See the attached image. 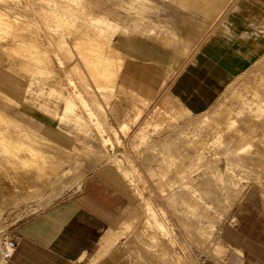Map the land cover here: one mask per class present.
Masks as SVG:
<instances>
[{
  "label": "rangeland",
  "instance_id": "obj_1",
  "mask_svg": "<svg viewBox=\"0 0 264 264\" xmlns=\"http://www.w3.org/2000/svg\"><path fill=\"white\" fill-rule=\"evenodd\" d=\"M10 1L0 0V10L6 12L9 15V17L12 18L15 22L17 21L16 22L17 26H18V21L28 20L31 23L32 27H35L39 30L41 28V31H44L45 23H47L48 21L50 23L56 22L54 20V16L52 15L51 11L49 12L50 15L47 14L45 15L44 18L39 15V13L37 12V8L35 6V0H17V1L10 0ZM103 1H104L103 3L104 7H106L107 10L105 12L104 9H103L104 11L102 10V6H99L98 12L101 14L102 12H105V15L107 16L108 19V23L117 26L115 32L119 28V24L116 23V21L118 22L122 21V18L124 16L132 14L133 19H131L130 21L127 20L125 22V26L128 27L127 35L133 36V43L134 42L139 43L140 41H142L140 37L143 35H141L140 27H137L138 30L139 29L140 30L136 31L137 24L134 17L135 15H138L137 14L138 4L133 0H126V5L129 4L127 6H131L129 10H126L118 6L117 3L116 4L113 3V1L111 2L110 0H103ZM56 2L64 9H69L70 7L71 8L74 7V10L77 12V16L79 17L86 16L85 14L87 12V9H85L84 7V5L86 4L85 1L74 0L70 2L69 0H56ZM120 8L123 9L124 11L121 10ZM33 11L35 12V14ZM111 11L112 12L114 11V13H112ZM145 14L146 12L143 11V16ZM218 19H219L218 15H216L213 19L211 18L210 20L205 19V22L202 25L203 26L202 31L208 32L210 26H214V24L217 22ZM195 25H196L195 17L193 16V18L192 17L188 18L186 23L181 27L184 28L183 30H185V27L190 29L196 28V32H197L198 26L196 25V27H194ZM115 32L111 36H109L108 39H106L105 41L108 42V45L110 44L112 48H117L118 50L122 51L123 47L117 46V40L119 38V34ZM196 32L194 29L192 30L191 34H193V36L196 37ZM30 34L33 37L35 33L31 32ZM13 36H14L13 43L21 46L24 49V53L27 54V50L29 49V44L26 41H23L20 34L14 33ZM198 40L199 37L191 40L192 42L191 43L189 42L188 48L186 47L183 48V55L177 53L175 57V59H177L176 62H174V60L166 58L164 55L162 56L156 55L158 59L162 60L163 63L166 64L167 68L169 69V73H168L169 76H171L173 73L171 72L172 68H175L176 66H177L176 68H178L179 65L186 60V58L194 50ZM54 48H55L54 51L57 52L59 55L60 50L56 47ZM149 49H153V47L150 45L147 51L143 49V58H146L149 56V54H151L149 52ZM49 52L51 53V51ZM49 52L48 55L50 57L55 56V54H53L54 52H52V55H50ZM73 52L74 50H72L71 52L72 54H74V56L72 55V59L74 58L75 60L74 59L73 60L77 63V65L79 64L78 66L80 67L79 70L81 74H75L73 73L74 71L72 69L71 70L73 72L70 69H68L70 68V66H68L66 62L67 59L63 58L64 54L62 55L60 54L63 60L61 63L59 62L57 55L55 61V63H57L58 65L57 68H60L61 71L64 68L65 70V71L63 70L64 79L68 78L73 80L72 81L73 83L71 85L74 88L73 89L72 87H70V84L68 85L67 88L70 87L71 89H66V87H63V89H61L60 87H57L61 90L59 92L58 90L52 88L54 81L51 80L50 83L45 82L40 80L41 76L38 73H35L34 71L32 73L31 71L29 73L26 72L28 70L26 67L27 58H25V56L17 55L16 53H13L10 56L7 53V51L0 49V113L4 112L5 114L11 116L12 118H14L17 124L23 127H27L32 134H34L39 138H45L50 142L52 139L57 140L56 142L59 150L56 153L54 152V155L58 159L59 157H61L63 160L61 167L62 170L60 171V174L58 173L54 175L53 178H51V182L42 185L43 190L41 189L39 192L41 195L38 194L34 197L27 198V200H23L21 202L22 204L19 203L18 205L15 206L6 205L9 207H7V210L5 211L4 215L0 218V256H1L0 258L3 260V262H4V256L8 253L11 247L7 244V241L9 239L6 237V234L8 233V231L11 228H13L17 223H19L21 220L46 208L47 206L56 202L58 199L67 196L69 193H71L74 189L78 187L79 185L78 181L80 182L85 176V174L92 168L91 158L90 159L86 158L85 166H83L80 169V165L82 164H80L79 160L82 157H80L78 153H76L77 155H74L76 149L75 147L76 143H79L80 146H82L81 144L86 143L84 139H87V137L99 139L100 143H102L100 140V135L99 133H97L98 129L96 126V120L95 122H93L94 119L92 120V116L94 117L95 115L94 113L93 114L88 113L86 115L87 116L86 119L83 118L82 115L81 120L89 124L90 126V130L84 133L83 131L80 130L79 125L77 124L78 120L75 118L76 114H79L77 113V106H74L75 107L73 109L74 112L65 111V104L63 101L64 100L63 97L65 95L67 96V92L69 91L68 94L72 95V93L79 91L81 89L79 85L81 84L80 82L84 81V83L86 82L88 86V82L90 81L88 79V75L85 73V69L82 68L84 67V65H82L80 57L78 55H75V53ZM128 52H130L129 49ZM259 72H261L264 75V53L256 61H254L243 73L235 77L219 94L217 99L210 105V107L204 112L214 117L215 116L214 113L220 111L221 115L220 117H218L220 119V122L223 123L224 125L227 124L225 119L226 114L223 113L224 108L229 105H234V108L236 109L240 105L239 101L236 100L233 91L241 90L243 92L244 89L242 87V84L244 82L251 84L261 83L264 85V80L263 81L260 80ZM80 78H84L83 81H81L82 79ZM73 84L75 85V87L77 86L79 89L77 87L75 88ZM88 89L92 90L91 83H89ZM124 89L125 88L120 89L119 92L121 94L124 93L122 94L124 99H122V97L121 98L119 97L120 98L119 99L114 95L113 92H105L107 94L100 91L95 92L96 100L98 102H102L101 106L106 105V110H107L106 112L108 114V119L113 126H116V112H115L116 105H118V109L122 110L121 116H124L125 118H130L135 113V108L130 104L129 97L131 95H129V93H126L127 89L126 91ZM129 89L134 93H136L131 87ZM85 93H84L85 98H89L91 96V95L88 96V94ZM246 97L251 98V94L248 93ZM118 103H120L121 105H119ZM93 104H92L93 109L97 111V107L95 103ZM111 105H113L114 108L113 107L111 108L110 107ZM138 105L141 106L143 109L141 111L142 114L140 113L141 114L140 122L138 121V123L132 125L131 127L132 130L129 132V134L126 137H123V141H124L123 147L120 148L121 150L118 148L119 152L115 153L116 154L115 158L111 157V159L113 160L116 158L117 159L120 158L119 164L117 163V165H119L120 170L129 169L135 172L134 173L135 175L132 177L133 179L132 183L129 182V184L127 185L128 188L129 186H131V188H129L132 195V197H129L130 200L129 204H131V208H132L131 214L129 215V217H126L125 215L123 219L119 221V225L121 224V228L117 230L118 233H116L113 238L114 239L113 241L118 240L114 244H112L113 248L116 247L117 249H120V251L118 252H121L122 249L121 247L123 242L122 240L126 239L127 237H130L131 235L135 236L143 230V224H141L140 226L134 225L133 227V224L138 223L139 218L143 214V210L141 208L139 198L137 197V192L142 191L143 196L152 199L156 205V208L158 207L157 212H160L163 215L161 216L165 224L168 223L171 224L172 222H176L179 224L189 223L195 226L196 231L193 229V234L187 236L185 233V236L187 237V242L189 244V247L191 248L196 258L199 261L202 260L201 264H264V206L262 203L264 201L263 198L264 181L262 182L261 185H259L256 182V180L253 178L252 183L246 188V190H244V195L242 196L241 199L231 200L230 203H226L223 199V195L219 193L215 187V185H217L216 182L217 172L222 171L225 173V168H226L225 156L222 153L217 156L218 158L216 157L212 159L213 158L212 152L218 150H220L221 152V149H223L224 146L221 145L219 147V145H214V146L211 145L210 133L212 131V128L210 122L201 127L196 125L195 122L196 118L204 112L191 114V115H186L184 113L186 115L185 116L183 113L180 112V109L177 108L178 105L174 101V98L169 96L166 90H162L156 96H154L152 99L148 101L146 100L143 102L138 101ZM85 111L88 112V109H85ZM244 113L246 114L240 115L237 118L239 120L238 123L231 125L232 128H229L231 130L227 129L228 131L231 132L233 131V133L239 135L241 140L239 141L238 145L244 144V142H248V141L252 142L251 137L248 134H246L245 132L246 130H244V128L241 126H245L247 130L248 128L251 129V124L244 120V116L245 115L250 116L253 121H255V117L254 114H250L247 111H245ZM96 116L97 114L95 115L94 118H96ZM151 116L153 117L156 116L158 118H160L159 116L161 117L168 116V117L166 121H163L164 125L158 132L157 131L154 132L152 130V127L150 126L149 138H147L145 142L140 141V139L138 137H135L134 134L139 127L146 124V122L148 121V119H150ZM91 121L93 123H91ZM105 123L108 126L106 119H105ZM237 129H239L238 132ZM106 131H108V133L112 135V133L108 129H106ZM196 138H199L201 141H204L205 144L203 146V149L207 146L204 150H202L203 152L202 155L205 154L204 158H206V164L203 167H200L199 169L190 172L188 175H186V177L182 179L175 176L174 178H179L178 183L169 181L166 178L165 179L161 178L158 175H152V173L149 172L150 163L146 159V156L151 157L152 155H154L155 157L156 156L160 157L162 154L167 152L166 146L168 145L170 146L171 144H174L172 145V147L176 146V149H174L175 151H173V153L176 152L175 155L176 157H178L182 155L183 153L182 151L185 150L186 152L187 146L190 148V144L188 143H190L191 140L195 141ZM92 146L99 153L103 151L97 140L93 141ZM107 146L108 145H106V148L108 149ZM253 146L254 145L250 147L252 152L255 151V146L254 147ZM179 148H181L180 151ZM64 150H71L72 152L74 150V152L71 154L69 153V156L68 155L66 156V154L63 153ZM100 155L101 156L98 157L99 162L102 158H104V154L100 153ZM65 156L67 158H65ZM74 156H77V158ZM69 158L70 159L74 158V160L73 159L70 160ZM75 159H77V162L79 163H77ZM103 162H109L113 164L112 161L105 160ZM187 162L188 160H186V163ZM77 164L79 165V167ZM235 170L237 172H240L241 174V171L239 170L238 167ZM54 177L57 178V180L55 179L56 181L53 180ZM128 178L130 180L131 176H129ZM145 179H148L149 181L145 182L144 181ZM225 179H228V177L226 176ZM152 180L157 182L152 183ZM175 180L176 179H174V181ZM202 181L206 182L211 187L217 203L221 208H225L228 214L220 216V214L217 212V209H214L211 206L208 207L206 206L205 202L209 200L208 198H206L205 196L202 199L197 198L196 194L193 192L194 191L193 189L196 188V184L198 182H202ZM1 185L11 189V191L9 192L10 194L5 193L2 190ZM56 186L63 187V189L60 188L61 192L59 194H52L53 187ZM41 191H43L42 192L43 194L41 193ZM25 192H27V189L24 188L20 189L14 186L9 181H6L3 178H1L0 175V195L3 194V196H6V199H9L11 195L20 196L25 194ZM160 207L163 209L164 212H162ZM198 207L201 208V210ZM202 213H204V215ZM230 216L234 217L233 221H230L231 220ZM131 223H132V229L130 230L129 227L131 226L129 225H131ZM204 229L210 230V234H209L210 236L202 235L203 231L201 230ZM102 243H100V245ZM219 246L220 247L222 246L223 248L222 247L220 248ZM218 248L220 250H218ZM236 248L239 249V251H237ZM221 250L222 252H220ZM111 253L117 254V251L116 252L113 251ZM84 264H89V263L86 262Z\"/></svg>",
  "mask_w": 264,
  "mask_h": 264
},
{
  "label": "crops",
  "instance_id": "obj_2",
  "mask_svg": "<svg viewBox=\"0 0 264 264\" xmlns=\"http://www.w3.org/2000/svg\"><path fill=\"white\" fill-rule=\"evenodd\" d=\"M139 3L138 15L134 17L136 31L141 29L142 41L133 43V36L127 35L125 22L133 19V15H126L122 21H116L119 28L115 32L120 37L117 46H122L123 50L113 49L118 51L121 60L119 71L117 69V85L129 91L131 87L136 93L131 92L143 101L166 90L174 98L178 109L186 110L188 115L202 113L235 77L264 53V0H140ZM143 11L146 12L144 16ZM216 15L219 19L214 26H210L208 32H203L205 19H213ZM193 16L198 26L197 32L196 28L185 27L183 30L181 26ZM194 29L196 37L191 34ZM198 37L194 50L178 68L171 66L174 74L169 76L166 64L156 55H164L176 62V54L183 55V48H188L189 42ZM150 45L153 47L149 49L151 54L143 58V49L147 51ZM62 72L59 70L56 76H60V83L68 79H64ZM88 78L92 95L87 99L90 103L101 104L95 97V92L99 91L89 75ZM67 81L61 83L66 89ZM59 84L52 85V88L59 89ZM102 107L107 123L111 124L106 105ZM115 108L117 125V120L128 118L121 116L122 110L118 109V105ZM79 109L77 107V113H83L86 119L87 111ZM95 113L101 115L98 109ZM84 140V144H89L93 149L92 154L84 157L91 158L92 168L78 181V187L71 193L21 220L8 231L6 237L12 239L13 244L2 264H201L202 260L196 258L185 236V233L187 236L193 234L195 229L189 223H168L164 225L165 230H159L155 224L143 223L140 233L122 240L121 252L113 248L112 244L118 241H113V238L121 228L119 221L131 214L129 197L132 195L130 187H127L130 181L113 159L104 158L99 162L100 153L107 156L111 152L102 143L99 144L102 152L93 148V141L100 143L99 139ZM56 141L51 140L54 144H57ZM170 149L173 150L172 147ZM84 158L79 160L82 164L80 169L86 164ZM159 158L146 156L152 175H158L152 172V163ZM59 159L62 160L61 157ZM105 160H112L116 167L103 162ZM175 179L172 181L178 183V178ZM155 182L152 180V183ZM134 225L140 226L138 223ZM130 226L131 230L132 223ZM201 231L210 236V230ZM113 251H117V254L111 253Z\"/></svg>",
  "mask_w": 264,
  "mask_h": 264
},
{
  "label": "bare ground",
  "instance_id": "obj_3",
  "mask_svg": "<svg viewBox=\"0 0 264 264\" xmlns=\"http://www.w3.org/2000/svg\"><path fill=\"white\" fill-rule=\"evenodd\" d=\"M69 1L72 2L74 0H69ZM82 1L86 2L84 7L85 9H87V12L85 14L86 16L79 17L77 16V12L74 10V7L72 8L70 7L69 9H64L60 5H58L56 0H35V6L37 8V12L39 13V15L44 18L45 15L49 14V12L51 11L52 15L54 16V20L56 21L53 23H50L49 21H48L49 23L48 22L45 23L44 31H41V28L39 30L35 27H32L31 23L28 20L18 21V26H17V23H16L17 21L15 22L12 18L9 17V15L6 12H3L0 10V49L7 51V53L10 56L13 53H16L17 55L25 56V58H27L26 67L28 70L26 72L29 73L31 71L32 73L34 71L35 73H38L41 76L40 80L42 81L47 80L46 82H49L52 80L54 81L53 85H56V86L57 84L60 83V80H61L60 76L56 77L57 72L61 69L57 68L58 65L57 63H55L58 53L54 51L55 50L54 47L60 50L61 55L64 54L63 58L67 59L66 62L68 66H70V68L68 69L70 70L72 69L74 72L72 70L71 71L77 74L80 70L78 66L79 64L77 65V63L74 61L75 59L74 58H73L74 60L72 59V55L74 56V54H72L71 52L72 50H74L73 53H75V55H78L80 57L82 65H84V67L82 68H85V72H87L86 74H88L91 77L98 91L103 92V93L113 92L116 97L118 98L122 97V99H124L122 95L124 93L122 94L119 93L120 89H123V87L117 85V82H116L117 69L119 71L118 66L121 61L120 55L118 51L114 50L111 46H109L110 44L108 45V42L105 41L106 39H108L109 36H111L115 32V30L117 29V26L111 25L108 23L107 16L105 15V12L107 9L106 7H104L103 0H82ZM111 1H113V3L115 4L117 3L118 6L126 10H129V8L131 7V6H127L129 4L126 5L125 0H110V2ZM133 1H135L138 4L140 0H133ZM139 5L140 3L138 4L137 7H139ZM99 6H102V10L103 9L105 10V12H102V14L98 12ZM142 10L143 8L140 7V11ZM112 13H114V11ZM36 30H37V33H36ZM31 32L35 33L33 37L30 34ZM14 33L20 34L23 41H26L29 44V49L27 50V54L24 53V49L21 46L13 43ZM49 51H51V53ZM48 52L50 53V55H52V52H54L53 54H55V56L50 57L48 55ZM60 54L58 55V59H59V62L61 63L63 60ZM22 62H25V61H22ZM259 74H260V80L263 81L264 75L261 72H259ZM80 79H84V78H80ZM72 81L73 80L71 79H68L67 81V84L68 85L70 84V87H72L71 85L73 83ZM61 83L59 84L60 86H62ZM88 86H89V83H88ZM88 86H87V83L86 82L84 83L83 81L82 84L80 85L81 89L79 91L72 93L73 96L68 94L69 91L67 92V96L65 95L63 97L65 101L64 104L66 106L65 111L74 112L73 111V109L75 108L74 106H77L78 108L83 109L84 111L85 109H88L87 114L94 113L96 115V113H98V112L95 113L94 109H92L94 102L90 103L88 99L84 97L85 92H86L85 94H88V96L92 95L91 93L92 91L88 89ZM70 87L67 89H71ZM242 87L244 89L243 92L241 90L233 91L236 100L239 101V104H240L239 107L235 109L234 105H229L225 107L223 110V113L226 114L225 119H226L227 124L224 125L223 123L220 122V119L218 118L221 115L220 111L215 112L214 117L204 112L200 116H198L195 120L196 125L200 127L210 122V125L212 128V131L210 133L211 145L212 146L219 145V147L221 145L224 146L223 149H221L222 147L220 148L221 152L220 150L212 152V155H213L212 159L216 158L219 154H222V153L225 156V161H226L225 173L222 171L217 172V181H216L217 185H215V187L218 190V192L223 195V199L226 203H230L231 200L241 199L242 196L244 195V190H246V188L252 183L253 178L256 180V182L259 185H261L262 182L264 181V85L261 83L251 84V83L244 82L242 84ZM57 90L60 92V89H57ZM124 90L126 91V89ZM82 92H83V95H82ZM126 93H129V95H131L129 97L130 104L135 108L136 112L134 113L132 117L128 119L117 120L116 127H113L111 124H108L107 126V124L105 123V113L103 114V111H104L103 107L101 106L100 103H97V102L95 103L99 112L101 111V115L100 116L97 115L96 118H94L95 115L94 117L92 116V120L94 119L93 122H95L96 120V126L98 129L97 133H99L100 135L102 146L106 148V145H108L107 147L111 151L110 154H108L107 156H104V158L106 159H109L111 157L115 158L116 156L115 153L119 152L118 150L123 147V144H124L123 137H126L129 134V132L132 130L131 128L132 125L138 122V119L140 118V115L142 114L141 111L143 109L139 107L137 103L138 101L143 102V99L136 96L134 93H132L128 89ZM248 93L251 94V98L246 97ZM91 100H94V99H91ZM116 109L117 108H115V110ZM245 111H247L250 114H254V117H255V121H253L250 116L248 115L244 116V120L251 124V129L248 128L247 130L245 126H241L244 128V130H246L245 131L246 134H248L251 137L252 142L248 141V142H244V144L238 145L239 141L241 140L239 135H236L235 133H233V131L231 132V131H228L227 129L232 128L231 125L238 123L239 120L237 118L240 115L246 114L244 113ZM180 112L188 115L186 110H180ZM82 115L83 113L76 114L75 118L78 120L77 124L79 125L80 130L86 133L90 130V126L89 124L81 120ZM159 117L160 118L156 116L155 117L151 116L145 125L139 127L136 130L134 136L138 137L140 141L145 142L147 138H149V135H150L149 127L151 126L154 132L156 131L158 132L163 127L164 125L163 121H166L168 116H162V117L159 116ZM93 122L91 121V123ZM89 123H90V120H89ZM106 129H108L112 133V135L109 134L108 131H106ZM238 130L239 129H237V132ZM188 144H190V148L187 146L186 152L185 150L182 151L183 152L182 155L178 157H176L175 155L176 152L173 153V151H175L174 149H176V146L172 147V145L174 144H171L170 146L169 145L166 146V149H169L172 147L173 150L171 149L167 150V152H165L164 154L160 156L159 160L156 159L157 161L154 160L155 161L154 163L151 162L154 166L152 167V172L157 173L161 178H164V179L166 178L167 180L172 181L175 179L174 178L175 176L182 179L186 177V175H188L190 172L195 171L199 169L200 167H203L206 164V158H204L205 154L202 155L203 154L202 150H204L207 147L206 146L203 149V146L205 144L204 141H201L199 138H196L195 141L191 140L190 143ZM76 145H75L76 149H75L74 155H77L76 153H78L80 157L84 158L85 156H89L93 152V149L90 147L89 144H81L82 146H80L79 143H76ZM252 145L255 146V151L253 150L254 152H252V150L250 149ZM180 149L181 148H179V151ZM58 150L59 148L57 147V144H54L53 142H50L46 140L45 138H39L35 136L34 134L30 132V130H28L27 127H23L17 124L14 118H12L11 116L5 114L4 112L0 113V175H1V178H3L6 181H9L14 186L20 189L22 188L27 189V192H25V194L20 195V196L11 195L9 199H6V196H3V194L0 195V218L4 215L5 211L7 210V207H9L6 205L15 206L21 203L23 200H27V198H31V197H34L40 194L39 193L40 190L41 189L43 190L42 185H45L51 182V178H53L54 175L58 173L60 174V171L62 170L61 167H62L63 161L61 159H58L54 155V152L56 153ZM70 151L71 150H64L63 153L66 154V156L67 155L69 156V153L70 154L73 153L74 150L73 152L72 151L70 152ZM66 156L65 158H67ZM74 157L77 158V156H74ZM104 158H102V160ZM72 159L74 160V158ZM114 160H116L115 161L116 164L117 163L119 164L120 158L118 159L116 158ZM186 160H188L187 163H186ZM75 161L77 162V159H75ZM235 167L239 168V170L241 171V174L240 172H237L235 170L236 169ZM121 171L123 172L124 176L127 177L128 180H129L128 177L131 176L129 181L132 183L133 181L132 177L135 175L134 174L135 172L129 169H121ZM226 176L228 177V179H225ZM55 179L57 180V178L54 177L53 180ZM64 185H65V182H64ZM1 187L5 193H9L11 191V189L3 185H1ZM129 187L131 188V186ZM60 188L63 189V187H57V186L53 187L52 194H59L61 192ZM193 190L197 198L202 199L204 198V196L208 198L209 200L205 202L206 206L207 207L211 206L212 208L217 209V212L220 214V216L228 214L225 208H221L219 206V204L217 203L214 197L211 187L206 182L204 181L198 182L196 184V188H194ZM42 192L43 191H41V193ZM137 197L139 198V202L143 210V214L139 218L138 225H141L143 223L155 224L159 228V230H165L166 229L164 227L165 222L162 218L163 215L160 212H157L158 207L156 208V205L153 202V200L150 199L149 197L143 196L142 191L137 192ZM262 203L264 206V201ZM160 209L162 210V212H164L161 207ZM199 209L201 210V208ZM202 214L204 215V213ZM230 218H231L230 221L234 220L233 216H230ZM7 244L11 246L9 243V240L7 241ZM218 250L220 249L218 248ZM237 251H239V249H237ZM220 252H222V250ZM2 261L3 260L0 258V264H2Z\"/></svg>",
  "mask_w": 264,
  "mask_h": 264
},
{
  "label": "built area",
  "instance_id": "obj_4",
  "mask_svg": "<svg viewBox=\"0 0 264 264\" xmlns=\"http://www.w3.org/2000/svg\"><path fill=\"white\" fill-rule=\"evenodd\" d=\"M9 243H10V245H12L13 244V240L9 239Z\"/></svg>",
  "mask_w": 264,
  "mask_h": 264
}]
</instances>
